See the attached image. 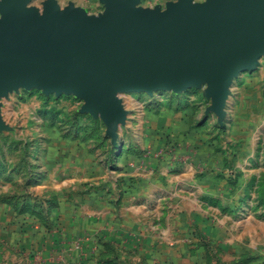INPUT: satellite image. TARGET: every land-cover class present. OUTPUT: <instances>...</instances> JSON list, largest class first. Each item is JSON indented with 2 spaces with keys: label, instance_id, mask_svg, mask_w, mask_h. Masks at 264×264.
<instances>
[{
  "label": "rangeland",
  "instance_id": "rangeland-1",
  "mask_svg": "<svg viewBox=\"0 0 264 264\" xmlns=\"http://www.w3.org/2000/svg\"><path fill=\"white\" fill-rule=\"evenodd\" d=\"M24 2L27 19L32 13L43 16L50 2L59 13L67 8L90 18L114 13L109 0ZM178 3L136 0L131 6L157 16ZM207 86L116 93L126 113L112 135L100 111H85V99L77 93L0 86V264L28 257L31 250L13 243L18 229L31 216L49 228L46 217L58 192L112 185L120 169L140 168L143 162L137 160L151 156L163 161L158 167L171 179L184 177L188 188L209 168L240 188L232 194L239 196L221 201L217 211L225 219L219 233L227 239L203 236L187 246L182 264H264V54L252 69L231 78L221 114L212 110Z\"/></svg>",
  "mask_w": 264,
  "mask_h": 264
},
{
  "label": "water",
  "instance_id": "water-1",
  "mask_svg": "<svg viewBox=\"0 0 264 264\" xmlns=\"http://www.w3.org/2000/svg\"><path fill=\"white\" fill-rule=\"evenodd\" d=\"M109 0L114 11L86 17L50 2L44 15L25 17L24 0L0 4V86L74 92L84 110L100 111L114 134L125 110L118 92L179 91L206 83L213 111L231 78L264 54V0H190L157 16Z\"/></svg>",
  "mask_w": 264,
  "mask_h": 264
},
{
  "label": "crops",
  "instance_id": "crops-1",
  "mask_svg": "<svg viewBox=\"0 0 264 264\" xmlns=\"http://www.w3.org/2000/svg\"><path fill=\"white\" fill-rule=\"evenodd\" d=\"M137 161L143 162L140 168L120 169L112 185L58 192L46 217L49 228L26 217L13 243L31 252L18 264H27L25 259L29 264H182L187 246L203 236L227 239L219 233L225 219L217 211L221 201L239 196L232 195L239 194L238 186L227 185L209 168L188 188L180 174L173 180L160 168L163 161L152 156Z\"/></svg>",
  "mask_w": 264,
  "mask_h": 264
}]
</instances>
